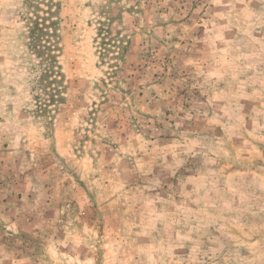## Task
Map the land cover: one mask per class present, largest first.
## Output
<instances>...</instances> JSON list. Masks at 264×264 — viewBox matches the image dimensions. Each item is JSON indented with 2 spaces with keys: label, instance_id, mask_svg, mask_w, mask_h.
Here are the masks:
<instances>
[{
  "label": "rangeland",
  "instance_id": "rangeland-1",
  "mask_svg": "<svg viewBox=\"0 0 264 264\" xmlns=\"http://www.w3.org/2000/svg\"><path fill=\"white\" fill-rule=\"evenodd\" d=\"M0 264H264V0H0Z\"/></svg>",
  "mask_w": 264,
  "mask_h": 264
}]
</instances>
